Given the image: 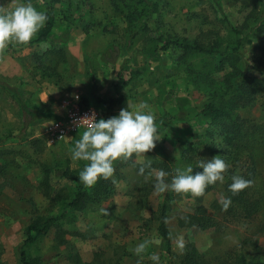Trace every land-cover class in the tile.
Segmentation results:
<instances>
[{
	"label": "rangeland",
	"instance_id": "1",
	"mask_svg": "<svg viewBox=\"0 0 264 264\" xmlns=\"http://www.w3.org/2000/svg\"><path fill=\"white\" fill-rule=\"evenodd\" d=\"M158 2L159 11L153 12L151 6L131 0H0V11L31 3L37 11L51 10L55 17L49 39L36 40L39 31L27 45L10 43L0 50V82L5 85L0 87V264H22L26 227L56 215L61 217L47 234L35 236L27 248L29 256L40 257L43 264H68L67 258L76 253L90 262L97 252L115 264H153L152 255L159 257V264H168L157 231L165 199L175 264H186L188 249L195 264H236V255L242 254L247 264H264V143L254 148L257 174L249 188L250 198L259 201L258 211L237 221L223 213L219 202L221 195L226 197L223 184L207 187L198 197L172 190L157 193L153 186L159 169L147 167L167 162L170 183L177 168L192 166L181 155L187 142L198 143L204 157L210 151L211 138L205 135L207 124L200 115L206 95L186 67L190 63L193 69L210 73L213 59L183 60L175 48L160 49L163 41L173 37L216 41L223 50L242 37V66L254 64L257 55L264 71V0ZM141 10L137 18H129L128 13ZM51 49H61L63 55L48 53ZM72 94L102 112L106 109L99 99L123 97L114 116L127 106L134 110L146 103L161 139L144 155L115 161L112 176L92 187L64 177L61 171L69 169L79 176L88 163L71 159L83 130L48 145L44 127L57 102ZM237 113L264 125V90ZM213 141L221 140L215 135ZM79 184L84 203L68 207ZM199 207L222 228L180 224V218ZM58 229L66 232L62 240L57 238ZM157 239L159 244L149 243L142 255L134 253L138 244Z\"/></svg>",
	"mask_w": 264,
	"mask_h": 264
},
{
	"label": "trees",
	"instance_id": "2",
	"mask_svg": "<svg viewBox=\"0 0 264 264\" xmlns=\"http://www.w3.org/2000/svg\"><path fill=\"white\" fill-rule=\"evenodd\" d=\"M136 5H149L153 12H158V0H131ZM48 17L45 26L40 30L36 40H47L51 37V33L55 24V17L51 10L44 11ZM137 12L134 11L129 14L130 19L137 18ZM137 31L133 30L131 37H135ZM264 36V35H263ZM242 46V37H238L234 44H229L223 50L218 48V43L213 41L211 43H204L197 39L189 40L186 37H173L164 40L160 49L167 50L172 47L181 52V59H186L189 56H204L205 60L213 59V70L210 73L199 71L192 68L190 63H187L186 70L193 78L194 83L200 82L203 85V90L206 95V101L203 104L200 115L205 119L207 127L205 135L210 136L209 155L202 156L199 150L198 143L187 142L181 155L182 159L190 162L193 166V174L201 172L202 169L196 168L197 163L203 160H210L216 155L225 160L228 169L225 173V181L223 188L226 197L231 199V203L223 213L225 217L230 220L237 221L238 219L250 218L258 211L259 201L251 199L249 196V188L253 184L256 174V160L254 156V148L264 143V125L256 121L244 118L238 115L237 110L244 108L251 104L255 96L264 90V71L259 66L260 58L254 55V64L242 66L239 57V51ZM264 52V49H263ZM48 53L62 56L63 51L49 50ZM241 63V64H240ZM247 64V63H244ZM229 66L230 69L225 71ZM136 71L131 73L129 80L133 79ZM0 87H5L0 82ZM105 107L102 119H108L114 116V109L117 105L124 102L123 97H115L108 99H99ZM81 105L83 107L89 103L81 98ZM26 110L24 106H22ZM220 137V143L216 144L213 141L214 136ZM33 141L32 143H35ZM138 166V165H137ZM140 167V166H139ZM149 168H156L170 172L171 166L165 162H151L147 165ZM64 177L78 181V176L69 169L60 172ZM238 176L249 182L248 186L233 194L229 191V185L232 183V177ZM84 190L81 184L78 185L77 191L68 207L79 208L84 203ZM264 203V197L263 201ZM167 199L161 204L158 214L157 231L163 240L165 251L168 255V264H175L174 255L171 249L170 230L167 225ZM60 215L48 216L41 223L38 220L32 221L25 229V238L22 242L20 251V262L22 264H43L40 257H31L27 252L35 241V236H44L47 234L49 228L57 222ZM179 222L182 226H197L200 229H208L214 227L221 229L219 221L212 215L208 214L203 208H196L194 212L186 217L180 218ZM66 232L58 229L57 238L62 240ZM76 235L77 233H73ZM78 235V234H77ZM102 253H95L94 258L90 262L83 261L79 254H71L67 261L68 264H115L103 256ZM236 264H247L246 257L236 255ZM186 264H195V257L192 249H188L185 256Z\"/></svg>",
	"mask_w": 264,
	"mask_h": 264
},
{
	"label": "clouds",
	"instance_id": "3",
	"mask_svg": "<svg viewBox=\"0 0 264 264\" xmlns=\"http://www.w3.org/2000/svg\"><path fill=\"white\" fill-rule=\"evenodd\" d=\"M47 19L46 13L37 11L31 3L18 4L11 11H0V50L6 49L10 43L29 44L45 26ZM88 119L91 123L71 152L73 161L88 162L78 176L85 187H92L98 180L111 177L114 172L113 164L118 159H128L134 154L144 155L161 139L155 124L156 117L146 103L139 104L134 110L127 106L118 115L106 120L97 121L94 117ZM80 123L81 121L78 126ZM196 168L202 171L193 174L191 165L184 169L177 168L170 183L166 179L169 173L162 169L157 171L154 191L164 193L172 190L176 193H190L194 197L202 196L207 187L217 182L224 183L228 165L220 155H216L210 160L201 159ZM248 184L242 177L233 176L229 191L236 194ZM219 202L227 209L231 199L221 195ZM149 243L159 244V240L138 244L133 249L134 253L142 255ZM177 243L183 247L182 237L177 238ZM150 259L153 264H159L158 256L152 255Z\"/></svg>",
	"mask_w": 264,
	"mask_h": 264
},
{
	"label": "built area",
	"instance_id": "4",
	"mask_svg": "<svg viewBox=\"0 0 264 264\" xmlns=\"http://www.w3.org/2000/svg\"><path fill=\"white\" fill-rule=\"evenodd\" d=\"M62 115L51 118L44 127L45 142L48 145L63 141L69 136L77 134L80 130H86L91 123L88 118L94 117L97 121L103 118V112L93 105L83 107L81 97L78 94L61 100ZM81 121L80 126H78Z\"/></svg>",
	"mask_w": 264,
	"mask_h": 264
},
{
	"label": "crops",
	"instance_id": "5",
	"mask_svg": "<svg viewBox=\"0 0 264 264\" xmlns=\"http://www.w3.org/2000/svg\"><path fill=\"white\" fill-rule=\"evenodd\" d=\"M73 95V94H72ZM72 95H70V96H68V97H71ZM60 104H61V101L60 102H57V104L54 106V108H52L53 109V112H51L49 115H51L50 116V119L51 118H55V117H60L61 115H62V111H61V108H60ZM51 110V109H50ZM52 111V110H51ZM49 119V120H50Z\"/></svg>",
	"mask_w": 264,
	"mask_h": 264
}]
</instances>
